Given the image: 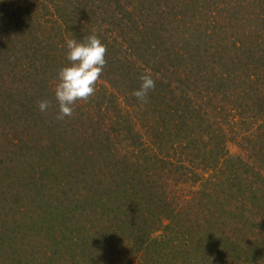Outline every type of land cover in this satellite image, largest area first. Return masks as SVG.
Segmentation results:
<instances>
[{
    "label": "trees",
    "instance_id": "trees-1",
    "mask_svg": "<svg viewBox=\"0 0 264 264\" xmlns=\"http://www.w3.org/2000/svg\"><path fill=\"white\" fill-rule=\"evenodd\" d=\"M0 264H264V0H0Z\"/></svg>",
    "mask_w": 264,
    "mask_h": 264
},
{
    "label": "clouds",
    "instance_id": "clouds-1",
    "mask_svg": "<svg viewBox=\"0 0 264 264\" xmlns=\"http://www.w3.org/2000/svg\"><path fill=\"white\" fill-rule=\"evenodd\" d=\"M67 59L70 64L62 67L55 85V97L59 104L57 119H64L73 114V105L77 100L87 101L94 95L95 86L106 65V45L95 35L83 41H66ZM140 87L132 94L141 102L146 100L148 92L155 89V80L150 72L140 77ZM48 101L39 102V109L44 112L49 107Z\"/></svg>",
    "mask_w": 264,
    "mask_h": 264
},
{
    "label": "rangeland",
    "instance_id": "rangeland-1",
    "mask_svg": "<svg viewBox=\"0 0 264 264\" xmlns=\"http://www.w3.org/2000/svg\"><path fill=\"white\" fill-rule=\"evenodd\" d=\"M107 85V82L99 81V87L100 89H103Z\"/></svg>",
    "mask_w": 264,
    "mask_h": 264
}]
</instances>
